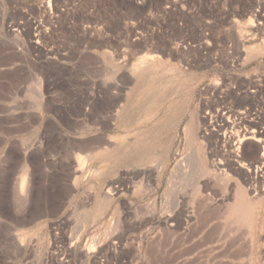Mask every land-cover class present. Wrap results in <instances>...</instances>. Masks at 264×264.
Here are the masks:
<instances>
[{"label": "rangeland", "instance_id": "374dc122", "mask_svg": "<svg viewBox=\"0 0 264 264\" xmlns=\"http://www.w3.org/2000/svg\"><path fill=\"white\" fill-rule=\"evenodd\" d=\"M259 124L264 0H0V264H264Z\"/></svg>", "mask_w": 264, "mask_h": 264}, {"label": "bare ground", "instance_id": "6f19581e", "mask_svg": "<svg viewBox=\"0 0 264 264\" xmlns=\"http://www.w3.org/2000/svg\"><path fill=\"white\" fill-rule=\"evenodd\" d=\"M144 60H147V57H146V59H143V61H142V63L143 64H145V61ZM142 64V65H143ZM228 108V107H227ZM231 109V108H230ZM229 110V109H228ZM247 110V109H246ZM230 111V110H229ZM223 112V111H222ZM263 112V111H262ZM208 113V112H207ZM226 113V112H225ZM224 113V114H225ZM242 113H245L244 111H242L240 114H242ZM209 114V113H208ZM233 115V114H232ZM231 116V115H230ZM228 117V116H227ZM242 117V116H241ZM243 118V117H242ZM236 119V118H235ZM234 119V120H235ZM259 119V118H258ZM211 120V119H210ZM213 120V119H212ZM251 120V119H250ZM249 120V121H250ZM244 121H248V119H246L245 118V120ZM227 122H229V123H232V125H234V122H232L231 121V118H227ZM242 123V122H241ZM239 124V123H238ZM245 124V123H244ZM263 124V123H262ZM258 125L257 127H255V130L256 129H259V130H262V129H264V125ZM240 126H242V125H240ZM242 127H244V126H242ZM246 127H247V125L245 124V129H246ZM248 130V129H247ZM253 131V130H252ZM235 133V132H234ZM256 134L254 133V131H253V133L251 132V134L249 135V136H243V137H237L236 139H235V142H234V145H236L237 147H236V150L238 151V153H239V151H240V149H241V147L243 146V144H244V141H245V139H253V140H255V141H261L262 140V138L261 137H257V136H255ZM264 139V138H263ZM264 141V140H263ZM264 144V143H263ZM87 147V146H86ZM85 147V148H86ZM89 147H90V145H89ZM91 148V147H90ZM87 149H89V148H87ZM93 150V149H92ZM95 151V150H94ZM92 152V151H91ZM94 154V153H93ZM196 155H194L193 156V160H194V164L196 165V168L198 169V171L200 170L201 171V173H202V171L203 172H205V171H207V169H206V167H205V165H204V163L202 162V160H201V157L198 155V153H195ZM240 154V153H239ZM88 155V154H87ZM262 156H264V152H263V154H262ZM84 158V157H83ZM85 158H87V157H85ZM84 158V159H85ZM89 159V158H88ZM83 161V160H82ZM80 163V162H79ZM84 163H86V162H83V164ZM193 163V162H192ZM243 164V163H242ZM241 163H240V165H242ZM85 165V164H84ZM87 165V164H86ZM180 167H182V166H180ZM184 167V166H183ZM84 168V167H83ZM249 169V168H248ZM262 170V169H261ZM197 171V170H196ZM256 171V170H255ZM89 172V171H88ZM255 177V176H254ZM181 181V180H180ZM209 183V182H208ZM22 184V183H21ZM180 184V183H179ZM24 185V184H23ZM26 186V185H25ZM24 188V186H22V189ZM206 188V187H205ZM201 190H202V188H201ZM202 192V191H201ZM207 193V192H206ZM247 194H248V192H247V190H246V188H244L243 186H241V185H237V187H236V193H235V198H234V201L232 202L231 201V203H230V205L227 207L228 208V216L229 217H232L234 220H235V223H237V222H240L241 224L242 223H244L246 226H247V228H248V234H249V237H250V239H251V242L252 241H254V239H253V233L254 232H252L253 231V229H254V214H255V210H256V206H257V203L259 202V199H251V200H249V198L247 197ZM201 195H203V194H201ZM230 200V199H229ZM229 203V202H228ZM145 206H147V211H148V213L149 212H151V214H153V215H151V216H154L153 218L155 219V221L156 222H161V218H160V214L157 212V214H159V215H157L156 214V206H155V204H154V202L153 203H150V204H147V205H145ZM189 207V206H188ZM226 208V209H227ZM169 212V211H168ZM168 212H164V214L167 216V218H168V216H170L169 214H168ZM189 212V211H188ZM150 214V213H149ZM165 216V217H166ZM190 217V216H189ZM191 218V217H190ZM167 220V219H166ZM162 222H163V219H162ZM167 224H169V223H167ZM243 224V225H244ZM244 225V226H245ZM138 226V225H137ZM239 226H240V224H239ZM253 228V229H252ZM88 246V245H87ZM95 245L94 244H90V246H88L90 249H92L93 247H94ZM95 249V248H94Z\"/></svg>", "mask_w": 264, "mask_h": 264}]
</instances>
